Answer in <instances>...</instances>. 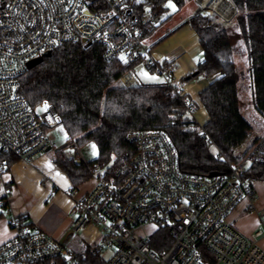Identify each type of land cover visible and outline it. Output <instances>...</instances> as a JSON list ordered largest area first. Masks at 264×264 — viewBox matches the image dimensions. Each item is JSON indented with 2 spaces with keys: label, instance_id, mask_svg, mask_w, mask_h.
<instances>
[{
  "label": "built area",
  "instance_id": "built-area-1",
  "mask_svg": "<svg viewBox=\"0 0 264 264\" xmlns=\"http://www.w3.org/2000/svg\"><path fill=\"white\" fill-rule=\"evenodd\" d=\"M197 2V13L210 17ZM139 5L140 0H1L0 179L10 167L3 156L30 163L53 148L48 132L62 123L57 107L33 106L19 94V87L29 62L63 44L100 45L106 60L143 64L183 96L174 65L163 66L154 59L146 35L159 25V18L150 8L139 11ZM236 15L223 20L230 22ZM120 82L140 85L132 69ZM185 103L195 118V100L187 98ZM127 141L135 153L121 182L106 179L93 164L94 187L83 194L72 190V231L93 225L101 229L98 238L75 250L30 223L26 215H14L9 221L14 235L0 244V264H264L258 242L264 234V210L259 212L263 227L251 236L229 220L243 201L249 210L256 209L254 181L244 175L249 166L264 165V136L240 162L230 164L229 171L215 176L183 172L176 147L163 130L131 131ZM67 147L76 150L78 163H89L74 138L56 151L64 153ZM6 205L3 196L0 206Z\"/></svg>",
  "mask_w": 264,
  "mask_h": 264
},
{
  "label": "trees",
  "instance_id": "trees-1",
  "mask_svg": "<svg viewBox=\"0 0 264 264\" xmlns=\"http://www.w3.org/2000/svg\"><path fill=\"white\" fill-rule=\"evenodd\" d=\"M190 1L140 0L139 11L150 8L158 19L168 3L182 9ZM232 1L238 12L230 22L213 21L203 12L188 21L200 37L204 59L183 82L199 76L210 79L200 93L210 117L203 126L187 112L188 97L173 92L166 84L124 86L120 77L135 64L106 60L103 47L94 43L63 44L24 74L19 94L35 107L41 103L55 105L69 139L75 138L79 147L89 141L97 145L98 157L88 164L58 151L52 157L73 188L93 177V164L106 179L121 182L131 170L135 153L127 141L131 131L163 130L176 147L179 168L188 174L227 172L230 164L242 160L250 149L245 146L252 138L253 126L242 112L244 72L238 69L235 58L238 53L247 55L253 104L264 116V0ZM154 30L146 35L151 36ZM2 159L10 166L19 160L16 156ZM244 177L264 181V165L249 166Z\"/></svg>",
  "mask_w": 264,
  "mask_h": 264
},
{
  "label": "crops",
  "instance_id": "crops-1",
  "mask_svg": "<svg viewBox=\"0 0 264 264\" xmlns=\"http://www.w3.org/2000/svg\"><path fill=\"white\" fill-rule=\"evenodd\" d=\"M184 8H189V5L182 9ZM195 14H197V9L178 20L171 21L170 17L166 21H161L162 23H159L150 36L153 38L150 42L156 61L174 65L173 76L183 84V95L195 100L197 108L195 119L200 125H204L210 117L201 102L200 93L208 87L210 79L199 76L188 82H183V79L194 72L199 62L204 59L200 37L188 23L190 17ZM235 61L238 67L237 57ZM161 77L162 82L159 84L164 83V78ZM243 82L244 79L241 81V88H243ZM249 90L251 98L241 94L244 115L245 112L255 108L252 80L249 83ZM257 113L264 117L258 111ZM249 121L253 126L252 121L250 119ZM254 132L253 130L252 138L245 148L251 146L256 139ZM52 157L48 154L39 155L30 163L17 160L0 179V198L3 196L7 198V205L3 206L6 215L0 212L2 214L0 217V244L13 237L14 231L10 228L9 221L18 214L26 215L30 223L50 234L59 242H62L66 235L68 237L62 243L67 244L71 241L73 231L70 212L75 200L72 190L77 189L79 194L86 193L94 187L96 180L92 177L77 188H73L70 178L53 163ZM253 187L257 194L256 209L249 210L246 207L247 202L243 201L229 216L230 222L247 236H251L262 227L259 212L264 210V181H254ZM258 242L264 249V234Z\"/></svg>",
  "mask_w": 264,
  "mask_h": 264
},
{
  "label": "rangeland",
  "instance_id": "rangeland-1",
  "mask_svg": "<svg viewBox=\"0 0 264 264\" xmlns=\"http://www.w3.org/2000/svg\"><path fill=\"white\" fill-rule=\"evenodd\" d=\"M0 3H1V0H0ZM172 4L175 5L174 3H172ZM186 5H189V8L178 9L177 6L175 5V10H173V8L167 6V10L164 11L162 13V15L160 16L159 22L163 21L164 19H166L169 16L171 17V21L178 20L180 17H185L186 15L193 13L194 9L198 10V8H199V3L197 2V0H192V1L188 2ZM218 19H223V18L219 17ZM152 39L153 38H150V40H152ZM236 57H237V62H238V69L240 71L245 72L244 76H243L244 82L242 83L243 88L241 89L242 90L241 94H244V96L251 98V91L249 90V83H250L251 79H250V74L248 72L249 60L247 59V55L244 53H238L236 55ZM131 69L135 73L140 84H159L162 82V77L160 74L147 69L143 64L137 63V64L133 65ZM241 98H242V96H241ZM245 115L253 123V130L255 131L254 135L256 137V139H255V142H256L259 138L264 136V117H261L257 113V110L255 108L252 110H249L248 112H245ZM48 135H49L51 142L53 144V149L49 150V152L47 154L50 157H52L56 153V147L64 144L69 139V135H68L63 124H59L58 126L50 129L48 132ZM254 143H252V145ZM93 146H95V147L93 148ZM80 149L85 154L87 159L90 161L94 160L95 158L98 157V148H97L96 143L93 141H89L87 143L80 145ZM63 152L65 155H67L69 157L76 158V156H77L76 150L74 148H71V147L65 148ZM0 212H2L4 215H6V211H5L4 207L0 206ZM262 227H263V224H262ZM72 234H73V236L71 237V241L67 244H64V243L63 244L66 245L67 247H70V248L83 249L86 247L87 243H92L94 241V239H96L100 236L101 229L99 227H96L93 225H87L80 232H77V233L73 232ZM67 237H68V235H66V237H64V239H62V242H65V238H67Z\"/></svg>",
  "mask_w": 264,
  "mask_h": 264
},
{
  "label": "bare ground",
  "instance_id": "bare-ground-1",
  "mask_svg": "<svg viewBox=\"0 0 264 264\" xmlns=\"http://www.w3.org/2000/svg\"><path fill=\"white\" fill-rule=\"evenodd\" d=\"M202 8L209 10L214 17L230 20L235 12L232 0H199Z\"/></svg>",
  "mask_w": 264,
  "mask_h": 264
},
{
  "label": "water",
  "instance_id": "water-1",
  "mask_svg": "<svg viewBox=\"0 0 264 264\" xmlns=\"http://www.w3.org/2000/svg\"><path fill=\"white\" fill-rule=\"evenodd\" d=\"M232 3H233V5H234V7H235V12H238V8H237V6L235 5V3L232 1ZM213 15L212 14H210V17H212ZM51 53L52 52H47L46 54H45V56H50L51 55ZM42 59H43V57H41V58H37V59H35V60H32L31 62H29V64H28V67H29V69H31V68H33V67H35L36 65H38L41 61H42ZM218 174V172H213V173H211L210 174V176H215V175H217Z\"/></svg>",
  "mask_w": 264,
  "mask_h": 264
},
{
  "label": "snow or ice",
  "instance_id": "snow-or-ice-1",
  "mask_svg": "<svg viewBox=\"0 0 264 264\" xmlns=\"http://www.w3.org/2000/svg\"><path fill=\"white\" fill-rule=\"evenodd\" d=\"M167 6L173 8V10H175V5H173L171 2H170ZM94 147H95V146H93V148H94Z\"/></svg>",
  "mask_w": 264,
  "mask_h": 264
}]
</instances>
